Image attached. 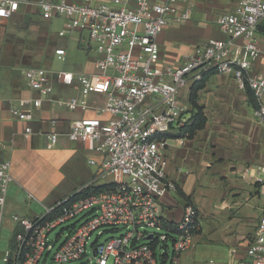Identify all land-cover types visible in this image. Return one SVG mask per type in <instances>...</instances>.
Masks as SVG:
<instances>
[{
	"label": "built area",
	"instance_id": "1",
	"mask_svg": "<svg viewBox=\"0 0 264 264\" xmlns=\"http://www.w3.org/2000/svg\"><path fill=\"white\" fill-rule=\"evenodd\" d=\"M29 4L46 19L63 18L58 36L80 33L83 38L77 40L78 46L96 58L91 75L26 69L24 82L37 95L20 100L19 107L39 109L49 103L71 112H86L90 95L104 96L98 116L73 121L66 138L100 157L98 163L88 160L96 173L84 188L102 178H109L111 187L79 198L82 188L43 206L40 214L13 215L14 230L3 262L48 264L51 256L55 263H75L86 256L87 241L95 231L123 227L129 229L124 236L93 248V264H166L168 259L169 264H184L180 257L192 248L199 222L196 210L189 204L177 224L163 217L160 198L176 191L175 183L165 175L167 136L189 123L181 93L209 72L230 76L239 90L250 91L253 118L264 127V77L252 73L260 56L256 33L264 21V0H238L233 12L217 20L226 39L207 41L174 68L160 63L157 37L167 26L190 20V0H0V18L10 19L20 5ZM54 56L64 62L65 49H55ZM53 78L67 86L76 82L80 98L54 101ZM10 113L22 122L32 120L28 110L11 108ZM30 134L26 126L23 136ZM58 140V133H47L46 149L55 148ZM10 169L9 162L0 161V228L7 189L13 181ZM244 175L250 176V172ZM251 177L264 187L261 170ZM79 216L84 220L77 227L63 229L67 230L64 241L52 253L51 247L60 236L50 243L48 235ZM145 228L164 233L148 234ZM157 248L163 250L159 259ZM239 264H264V210L246 259Z\"/></svg>",
	"mask_w": 264,
	"mask_h": 264
},
{
	"label": "crops",
	"instance_id": "2",
	"mask_svg": "<svg viewBox=\"0 0 264 264\" xmlns=\"http://www.w3.org/2000/svg\"><path fill=\"white\" fill-rule=\"evenodd\" d=\"M30 1L35 3L39 0ZM190 2L193 5L190 20L167 26L157 37L160 63L164 66H179L183 57L209 40H225L217 20L233 12L238 4V0ZM58 19L64 25V19ZM55 22V18H44L32 4L20 5L10 19L0 18V161L11 164L13 181L9 186L25 198L22 210L25 215L21 216H29L28 207L32 201L42 207L52 205L86 187L96 173V168L89 165L88 160L98 163L100 159L80 143L70 142L66 133L73 121L98 116L97 109L104 104V96L90 95L86 112H71L49 103H43L39 109L19 107L20 100L37 95L24 82L26 69H44L43 60L49 57L56 59L54 50L57 48L66 51L62 62L64 67L67 47L71 43L83 51L77 43L83 36L72 32L69 36L59 37L62 29L51 31ZM263 22L258 25L256 33L260 56L252 73L264 77V31H260ZM86 54L91 57L86 64H73L72 69H63L74 74H93L96 57L93 53ZM52 84L51 98L54 101L81 96L75 88L76 82L67 86L53 78ZM190 88L181 93L186 114L190 115L187 127L192 117L188 103ZM197 104L203 110L204 127L190 138L176 129L167 136L165 175L175 183L176 191L165 193L160 198V206L164 219L171 224L181 220L183 209L188 204L197 212L199 230L192 248L180 257L182 263L189 264L188 259L195 246L206 240L210 233L204 225L216 216L221 223L218 242L227 247L226 264H239L246 259V250L255 238L256 225L264 210V187L255 184L251 177L261 170L264 179V127L253 118L251 92L239 90L230 76H209L197 94ZM11 108L30 111L32 120L19 121L10 113ZM52 121L55 126L51 125ZM26 126L31 129L27 138L23 136ZM49 132H56L59 136L57 146L50 150L45 147V135ZM247 170L250 176L244 175ZM95 184L92 186L105 185Z\"/></svg>",
	"mask_w": 264,
	"mask_h": 264
},
{
	"label": "rangeland",
	"instance_id": "3",
	"mask_svg": "<svg viewBox=\"0 0 264 264\" xmlns=\"http://www.w3.org/2000/svg\"><path fill=\"white\" fill-rule=\"evenodd\" d=\"M55 23H53L54 27L52 28V32H55L54 28L62 29L63 28V21L59 20L58 18H55ZM61 24V25H60ZM56 25V26H55ZM60 25V26H58ZM56 29V32L58 31ZM260 31H264V22L260 26ZM260 36V34H257ZM205 43L196 46L192 52L189 55H186L182 58L181 63L189 56L193 55L198 49H200ZM68 50V56L66 58V64L64 67H62V62L57 61L56 59L52 58H45L43 60V68L46 70L51 71H60V70H67L72 69V65H80V64H86L87 60H89L91 57H89L86 52L78 50L76 45L71 43L67 47ZM92 56V54L90 55ZM64 68V69H63ZM190 106V105H189ZM188 106V107H189ZM190 110V109H189ZM186 116L189 118V113L186 114ZM110 181L109 178H104L103 180H99L96 182L95 186L105 184V182ZM17 189H13V187L9 186L8 193H7V200L6 205L3 212L2 217V224L0 228V264H5L2 260L4 253L9 250L10 248V241L12 238L13 230H14V223L11 219V217L15 214L25 215V211H22L24 209L25 204V198L22 194H16ZM23 205V208L20 209V207ZM29 215L32 214H40L43 212V207L38 204L36 201H32L30 203V206L28 207ZM215 214V213H214ZM220 217V216H218ZM84 219L81 220V216L73 219L72 221L63 224L56 229H54L49 235H48V242L52 243L56 237L58 238V241L56 244L51 247V252L53 253L59 245L64 241L65 234L67 233V230H64L66 227L74 225L77 227ZM202 222H205L204 219H202ZM209 224L204 225V227H208L210 229V233L207 235V239L204 241H201L195 246L193 255L188 259L189 264H226L227 263V257H226V250L227 247L220 245L218 242V239L220 238V233L218 231V228L220 226V218H217L216 216H212L208 221ZM146 233L148 234H161L164 233L163 230L156 231L153 228H145L144 229ZM63 231V232H61ZM129 231V229L123 228V227H116V228H109L104 227L100 228L97 231H95L87 241V252L86 256L82 259L76 261L75 263H61V264H93L94 258H93V248L96 245H102L105 242H107L111 238H120L121 236H124L126 232ZM103 233L101 236H99V233ZM62 233V234H61ZM163 250L156 249V253L159 259V256L162 254ZM91 260V262H89ZM183 260V259H182ZM184 261V260H183ZM48 264H60L55 263L52 261V257L49 256L48 258ZM166 264H169V259Z\"/></svg>",
	"mask_w": 264,
	"mask_h": 264
},
{
	"label": "trees",
	"instance_id": "4",
	"mask_svg": "<svg viewBox=\"0 0 264 264\" xmlns=\"http://www.w3.org/2000/svg\"><path fill=\"white\" fill-rule=\"evenodd\" d=\"M215 73L209 72L203 75L202 80L198 83H195L191 86L189 97H188V103L191 107L192 117H191V124L186 127L185 129L181 130V135H187V137H192L197 131L201 130L205 125V117L203 114L202 108L197 104V94L198 92L203 88L204 81L211 75ZM254 105V100H253ZM110 185L105 184L99 187H87L84 188V190L78 195L79 198L97 194L99 192L109 190Z\"/></svg>",
	"mask_w": 264,
	"mask_h": 264
},
{
	"label": "water",
	"instance_id": "5",
	"mask_svg": "<svg viewBox=\"0 0 264 264\" xmlns=\"http://www.w3.org/2000/svg\"><path fill=\"white\" fill-rule=\"evenodd\" d=\"M150 239V237L149 238H147V240H149Z\"/></svg>",
	"mask_w": 264,
	"mask_h": 264
}]
</instances>
